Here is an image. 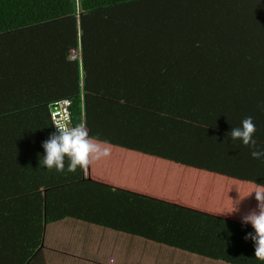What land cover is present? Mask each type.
I'll return each instance as SVG.
<instances>
[{"label": "trees", "instance_id": "16d2710c", "mask_svg": "<svg viewBox=\"0 0 264 264\" xmlns=\"http://www.w3.org/2000/svg\"><path fill=\"white\" fill-rule=\"evenodd\" d=\"M65 98L111 149L87 178L39 168ZM249 116L264 149V0H0V264L66 216L260 264L241 218L264 160L226 139Z\"/></svg>", "mask_w": 264, "mask_h": 264}, {"label": "crops", "instance_id": "0c3cea01", "mask_svg": "<svg viewBox=\"0 0 264 264\" xmlns=\"http://www.w3.org/2000/svg\"><path fill=\"white\" fill-rule=\"evenodd\" d=\"M89 169L82 170L83 178L91 176ZM42 237V246L27 264H115L114 254L120 256L117 264H230L72 216L45 223Z\"/></svg>", "mask_w": 264, "mask_h": 264}, {"label": "clouds", "instance_id": "9594fccd", "mask_svg": "<svg viewBox=\"0 0 264 264\" xmlns=\"http://www.w3.org/2000/svg\"><path fill=\"white\" fill-rule=\"evenodd\" d=\"M54 125L56 131L42 142L44 152L39 158V168L55 170L57 173H76L87 168L93 161L110 156L108 142H101L91 136L84 124ZM255 132L256 126L249 116L241 121L240 126L232 128L226 139L239 141L242 145L250 147L253 149L251 156L254 159L264 160V149L258 148L254 139ZM252 193H255L257 208L243 216L241 223L251 225L253 231L248 232L244 239L253 242L255 259L264 264V185L257 184Z\"/></svg>", "mask_w": 264, "mask_h": 264}, {"label": "built area", "instance_id": "2783aa9c", "mask_svg": "<svg viewBox=\"0 0 264 264\" xmlns=\"http://www.w3.org/2000/svg\"><path fill=\"white\" fill-rule=\"evenodd\" d=\"M70 106L71 100L67 98L56 100L49 105L50 116L55 131L56 128L54 124H65L66 126H71Z\"/></svg>", "mask_w": 264, "mask_h": 264}, {"label": "rangeland", "instance_id": "374dc122", "mask_svg": "<svg viewBox=\"0 0 264 264\" xmlns=\"http://www.w3.org/2000/svg\"><path fill=\"white\" fill-rule=\"evenodd\" d=\"M74 54H75V55H79V52L74 51ZM145 250H146V248H145ZM148 254H149V253H147V255H148ZM114 258L116 259V263H115V264H117L118 262H120V256L114 254ZM36 262H37V261H36ZM110 264H113V263H110Z\"/></svg>", "mask_w": 264, "mask_h": 264}]
</instances>
